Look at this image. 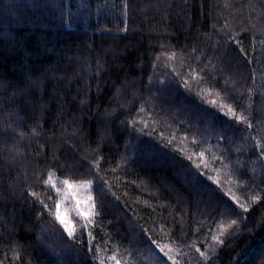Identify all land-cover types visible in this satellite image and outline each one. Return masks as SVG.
<instances>
[{
	"label": "trees",
	"instance_id": "trees-1",
	"mask_svg": "<svg viewBox=\"0 0 264 264\" xmlns=\"http://www.w3.org/2000/svg\"><path fill=\"white\" fill-rule=\"evenodd\" d=\"M189 65L194 79L203 77L189 81L191 95L165 75L175 68L188 79ZM210 100L237 115L243 109L253 128L226 129L230 118L222 114L198 120L196 109ZM131 118L143 120L157 139L143 137V147L130 142L121 121ZM161 134L189 154L204 153L220 181L212 188L233 214L190 185L188 161L181 163L179 153L148 147ZM258 140L264 142V0H0L3 264H264ZM128 143L136 146L126 151ZM97 149L111 189H79L96 201L94 217L81 220L73 208V237L51 216L38 221L39 204L33 207L27 195L36 176L51 171L58 186L64 179L79 185L83 170L71 162ZM214 157H226L227 167ZM35 191L54 211V191ZM89 232L98 253L90 250Z\"/></svg>",
	"mask_w": 264,
	"mask_h": 264
},
{
	"label": "snow or ice",
	"instance_id": "snow-or-ice-1",
	"mask_svg": "<svg viewBox=\"0 0 264 264\" xmlns=\"http://www.w3.org/2000/svg\"><path fill=\"white\" fill-rule=\"evenodd\" d=\"M126 7V5H125ZM127 29H125L126 31ZM239 43V42H238ZM245 53V49L243 47H239V54L243 56ZM175 54L168 56V60L174 59ZM159 60V57H156ZM159 65L154 64L153 68H158ZM164 67H167L165 63ZM190 73L188 74V79H184L181 74L175 69L172 68L170 71L166 72L165 75L169 79L170 85H175L177 88L182 85L184 92L187 95H191V87L189 81H193L197 84L203 82V77H196L194 79V73L197 71L195 68H192L189 65ZM149 81H152V77H149ZM21 94H24L21 92ZM15 95V93H14ZM210 105V107L208 106ZM208 105H201L199 108L196 109L198 116L197 119L204 121V122H213L215 121L221 114L223 117H229L230 120H225L224 125L225 128L230 127H239L240 125L244 126V129H252L253 124L249 116L244 115L243 109L241 110L240 114L237 115L236 111L231 105L228 104H219L217 105L215 100H210ZM250 107V105H249ZM141 112L144 111V105H141ZM230 121L232 123H230ZM122 125H125V130L128 131V140L140 142V146H144L143 137H151L153 140H156V136L152 129L143 121V120H136L135 118H131L127 121H121ZM207 131V129H205ZM35 133V129H33ZM38 134V133H37ZM23 135V133H21ZM249 138L252 139L251 134L249 133ZM217 142L219 143L223 137L221 134H217L216 136ZM135 144L128 143L126 144V151L129 147H135ZM255 146L259 148V155L257 159L260 161V168L262 172V182H264V142L258 140L255 142ZM148 147L158 153L167 154V153H179L181 159V163L184 160L188 161V164L185 167L188 168L190 180L189 183L192 186L199 185L205 192L208 193L209 199H216L220 203L223 204V214L230 215L234 213V209L228 204L227 201H220L219 196L216 194V189L212 188L213 184L218 185L220 183L219 180L215 179L213 175H211V171H216V169L209 170V166L207 162H203L204 153L200 152L199 155L196 153L189 154L188 152L184 151L182 147L177 148L174 146L173 141L171 139H166L161 134L160 138L157 140V143L153 144L151 142L148 143ZM99 149L96 150L95 155L91 157L85 155L80 158L79 162L73 160L71 162L73 167L78 169H82L83 171L80 172L79 179L80 184L74 185L72 181L69 179H64L62 184L58 186L57 182H54L52 179V173L49 171L47 173V177L45 178L44 174H39L36 176V185H30L27 195L32 198L33 200V207L36 204H39V208L35 209L37 212V220L47 219V217L51 216L54 218V222H58V224L62 227L63 231L67 234L68 237H73L75 228L73 225V220L69 218V210L66 208V202L68 197H71L73 208L76 212V215L84 221H88L94 217L97 212V203L94 201L93 196L88 195L86 197L79 196V189L81 187L87 188L89 191L95 192L96 186L99 184L101 186V190L104 189L105 186L110 190L111 189V182L107 180L105 176L100 174V165L101 160L99 157ZM195 157V158H194ZM123 160H129V158L125 155L122 157ZM215 161L220 163L222 166L227 167L225 163L226 157H214ZM53 160L57 164V168H59V160L54 156ZM70 162L65 160L64 165L67 166ZM112 172L115 174L117 172L116 168L112 169ZM206 175L207 181H211V184L205 183V180L202 179ZM42 181V183H41ZM35 187H47L50 192L54 191L55 197H59L54 201V211L53 205L47 203L48 197H44L43 199L41 196L35 191ZM113 195H115L113 193ZM226 195H232L231 193H226ZM119 199V197H116ZM232 199L235 200L236 197L232 196ZM245 212L248 211V208L244 204L239 205ZM104 209V202L103 200L99 201V211L103 212ZM231 224H237V220L233 219ZM87 226V225H85ZM83 230H81V236H83ZM149 239H151L149 237ZM214 240L217 237H213ZM88 244L91 248H96L97 253L99 252V248L93 242V233H88ZM151 243L156 245L159 248V251L164 253L165 256H168V253L165 251L163 247H161L155 240H151ZM219 243L223 244L224 241L220 240ZM199 251V249H197ZM96 254H94L95 256ZM203 256L204 253H201ZM109 259L116 260V257H110ZM169 259L171 257L169 256ZM207 259V257H205ZM0 264H3V261H0ZM100 264H104L103 260H100ZM116 264H119V261L116 260ZM175 264V262H174Z\"/></svg>",
	"mask_w": 264,
	"mask_h": 264
},
{
	"label": "rangeland",
	"instance_id": "rangeland-1",
	"mask_svg": "<svg viewBox=\"0 0 264 264\" xmlns=\"http://www.w3.org/2000/svg\"><path fill=\"white\" fill-rule=\"evenodd\" d=\"M80 197H86L84 195H79ZM66 208L69 210V218L72 219V214H73V203H72V199L71 197H68V200L66 202ZM108 264H116V261L112 262V263H108ZM119 264H122L120 261H119Z\"/></svg>",
	"mask_w": 264,
	"mask_h": 264
}]
</instances>
